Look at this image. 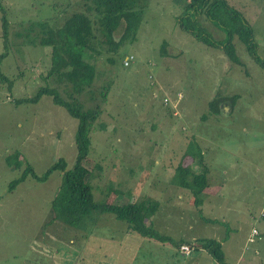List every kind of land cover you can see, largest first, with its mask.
<instances>
[{"label": "rangeland", "instance_id": "obj_1", "mask_svg": "<svg viewBox=\"0 0 264 264\" xmlns=\"http://www.w3.org/2000/svg\"><path fill=\"white\" fill-rule=\"evenodd\" d=\"M83 1L0 0V54L2 17L9 22V50L0 72L11 83L0 77V264H216L202 248L185 254L169 241L142 237L127 219L110 212L93 211L76 226L56 219L51 199L62 177L56 169L42 182L28 174L8 190L27 165L41 175L59 158L67 169L75 162L77 119L49 94L36 103L14 100L33 96L44 84L71 98L70 89L43 76L50 46L32 43L36 34L27 28L52 15L61 24ZM226 1L253 31V55L233 39L242 63L179 26L184 0H148L135 39L116 52L106 51L96 25L94 46L101 53L83 50L93 59L95 78L76 95L83 108L100 106L83 165L102 166L100 177L88 179L95 200L124 203L146 195L159 202L150 224L160 234L214 238L222 242L226 263L264 264V0ZM198 19L210 40L225 37L205 14ZM121 31L122 25L115 34ZM130 53L134 59L126 66L123 57ZM176 95L174 109L163 104ZM214 98L225 100L221 107L230 102L231 112H213L208 103ZM192 139L202 146L209 169L205 190H220L213 193L215 208L205 200L201 208L222 222L197 216L190 191L171 182ZM191 166L202 168L198 159ZM253 227L260 234L249 241Z\"/></svg>", "mask_w": 264, "mask_h": 264}, {"label": "trees", "instance_id": "obj_2", "mask_svg": "<svg viewBox=\"0 0 264 264\" xmlns=\"http://www.w3.org/2000/svg\"><path fill=\"white\" fill-rule=\"evenodd\" d=\"M184 2L183 13L178 16V24L182 29L189 30L209 46L221 48L234 63H242L236 55L234 37H237L246 46L250 54H254L252 28L244 20L241 12L228 4L226 0H184ZM147 4L148 0H84L83 4L79 5L81 8L72 12L61 24L55 22V15L40 19L35 25L29 24L27 29L34 30L36 34L32 43L50 46V67L43 76L45 79L52 77L62 84L66 91L70 89L71 100L63 98L56 85L44 84L38 87L33 96L15 99L14 102L16 104L36 103L43 94H49L56 105L64 107L72 117L77 119L74 135L77 145L76 156L72 168L67 169L64 159L59 158L41 175H37L31 166L27 165L21 175L9 183L8 190H12L28 174L42 182L56 169L62 173L61 182L51 199V207L56 219L76 226L93 211L110 212L118 219H127L131 223L132 231L138 235L160 242L169 241L179 248L181 244L189 243V241L184 238L173 239L171 236L160 234L150 224L151 217L156 214L155 212L159 208L157 200L144 195L134 202L97 201L93 197L88 179L100 177L102 166L95 163L94 168L89 170L83 165V160L91 147L89 132L100 114V106L96 104L94 107L83 108V104L81 102L79 104L76 97L92 86L96 72L93 59L83 50L95 56L101 53L94 46L97 40L96 25L99 28L101 42L106 46V51L116 52L127 40L133 41L143 20ZM202 14H205L208 20L214 22L225 32L223 39L210 40L207 34L202 32L203 27L198 19ZM1 20L4 51L0 54V61L9 50L7 30L9 22L4 16ZM120 25H122V31L116 35L115 30ZM25 34L27 35V33ZM258 60L262 62L260 58ZM109 61H112L110 57ZM0 77L8 82V86L11 85L10 80L1 72ZM219 102L220 98L219 100L214 98L208 103L210 109L215 113L220 112ZM200 147V143L195 139L189 142L181 154L171 178L173 184L190 190L193 195V204L198 207L199 211H201L200 205L203 201L204 191L208 187V167L204 164ZM16 156L15 166H19V155L16 153ZM195 159L201 163V170H195L191 166ZM112 189L108 192L110 193ZM195 242L196 248H205L219 264H228L224 260L222 244L219 240L201 237L195 239Z\"/></svg>", "mask_w": 264, "mask_h": 264}, {"label": "crops", "instance_id": "obj_3", "mask_svg": "<svg viewBox=\"0 0 264 264\" xmlns=\"http://www.w3.org/2000/svg\"><path fill=\"white\" fill-rule=\"evenodd\" d=\"M223 101H225V100H220V102H223ZM218 103L219 104V109H220V112L222 111L221 110V108H223L224 109V112L223 113H228V112H231V110H232V106H231V104H230V102H229V104H227V107L224 105V106H222L221 107V103ZM226 109V110H225ZM202 147V146H201ZM200 147V148H201ZM201 150H202V148H201ZM202 153H203V150H202ZM203 157H204V153H203ZM208 172H209V169H208ZM225 173H226V171H224ZM209 176H208V173H207V179H208V187H209V178H208ZM227 178V177H226ZM221 189V188H220ZM189 190V189H188ZM190 191V190H189ZM219 191L220 190H217L216 192H217V194L219 193ZM216 192H214V190L211 192V191H204V196H203V201L205 200V203H206V205L207 206H212V207H214L215 208V206H216V204H217V202H216V199H215V196L217 195V194H213V193H216ZM191 193V192H190ZM209 199H210V201H209ZM203 201H202V203H203ZM188 202L191 204V205H195V204H193V195H192V193H191V196L189 197V199H188ZM202 203H201V205H202ZM201 205H200V208H201ZM196 206V205H195ZM197 207V206H196ZM197 216H201V218L202 219H204V220H206L207 222H212V223H217V222H222V221H220V220H218L217 218L216 219H211L210 217H207V215H205V212L202 210V208H201V211H199L198 210V207H197ZM207 218V219H206ZM254 228V227H253ZM252 229V228H251ZM250 233H251V231H250ZM250 233L248 234V237L250 236ZM257 237V236H256ZM255 237V238H256ZM197 239V238H196ZM214 239V238H213ZM248 239V238H247ZM194 240H195V238L193 239V240H190L189 238H188V241H189V243H191L192 241L194 242ZM217 240V239H216ZM220 241V240H219ZM221 242V241H220ZM188 243V245L192 248V250H195V243H191V244H189ZM187 244V243H186ZM221 244H222V242H221ZM194 245V246H193ZM194 248H193V247ZM200 248H202L203 250H205L206 251V249L205 248H203V247H198V248H196V250L197 249H200ZM223 248V247H222ZM207 252V251H206ZM208 253V252H207ZM209 254V253H208ZM210 255V254H209ZM212 257V256H211ZM214 259V258H213ZM215 262H216V264H219L216 260H214Z\"/></svg>", "mask_w": 264, "mask_h": 264}, {"label": "built area", "instance_id": "obj_4", "mask_svg": "<svg viewBox=\"0 0 264 264\" xmlns=\"http://www.w3.org/2000/svg\"><path fill=\"white\" fill-rule=\"evenodd\" d=\"M134 56L132 55V53L130 54H126L123 57V63L128 66L131 64V62L133 61ZM180 97L179 95H176V98L174 99V101H171L170 99L164 98L163 99V104L165 106H170L171 108H175V106L177 105L178 101H179ZM175 114V113H173ZM177 114V113H176ZM259 235V231L256 228H252L251 229V233H250V237H249V241H254L255 237ZM179 250L184 252L185 254L192 252V248L187 245V244H181L179 246Z\"/></svg>", "mask_w": 264, "mask_h": 264}, {"label": "clouds", "instance_id": "obj_5", "mask_svg": "<svg viewBox=\"0 0 264 264\" xmlns=\"http://www.w3.org/2000/svg\"><path fill=\"white\" fill-rule=\"evenodd\" d=\"M260 234V233H259Z\"/></svg>", "mask_w": 264, "mask_h": 264}]
</instances>
